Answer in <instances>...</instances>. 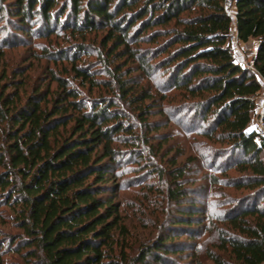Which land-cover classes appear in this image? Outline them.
Listing matches in <instances>:
<instances>
[{"label":"trees","instance_id":"1","mask_svg":"<svg viewBox=\"0 0 264 264\" xmlns=\"http://www.w3.org/2000/svg\"><path fill=\"white\" fill-rule=\"evenodd\" d=\"M227 2L0 0V22L4 12L15 20L4 29L7 37L0 27V49L20 46L14 30L65 42L50 41L33 53L38 62L60 64L59 71L46 67L48 81L1 85L7 78L1 73L0 264H171L169 253H180L175 234L193 229L216 240L217 251L204 256L211 264H264V140L251 126L264 91V0H230L234 16ZM233 26L243 43L258 42L253 69L235 61ZM98 34V48L87 43ZM93 48L99 73L81 62ZM176 97L180 106H164ZM184 111L194 139L207 145L178 163L183 152L160 133L168 123L151 118L176 123ZM164 146L169 169L153 160ZM193 161L194 175L213 184H222L217 170L240 174L225 183L238 195L227 196L208 225L204 207L186 205ZM128 164L158 178L157 186L144 187L143 202L176 208L160 235L136 250L119 201L132 182L122 178Z\"/></svg>","mask_w":264,"mask_h":264},{"label":"rangeland","instance_id":"2","mask_svg":"<svg viewBox=\"0 0 264 264\" xmlns=\"http://www.w3.org/2000/svg\"><path fill=\"white\" fill-rule=\"evenodd\" d=\"M1 15L4 16V18L3 21L0 22V27H2L1 30H4L7 29V25H10V21L14 22L15 20H13L14 18L9 19L7 12H4ZM8 29L10 31L14 30L13 26H8ZM13 32L14 33L12 35H16L18 37V40H21V42H18L20 46L16 47L15 49H0V77L1 73L4 72L7 75V78L3 82H1V85L6 83V80L8 79L21 80L23 78L27 81L40 84L45 81H48V73L46 67L54 69L59 66L60 69V64L54 65L53 63H50L48 61L47 65V61L44 59L38 62L34 58L33 53H41V51L43 50L41 48L43 46L46 47V45H50V41H53L55 43L59 41V43L61 44L65 43L64 39H62L64 37H61V39L52 37L51 40L48 41L44 39L34 40V35L27 36L25 33L23 34L15 30ZM7 35V30H4L2 32V37H7ZM99 40L100 34H98V36L90 35L87 38V43L98 48ZM24 43L27 44L24 45ZM257 46L258 44L255 40H252L248 43H242V46L240 47V50L242 52V56L240 57L241 60L245 59L247 62H250L251 58H249V55H253V53L255 54L257 52ZM91 52L92 55L83 57L81 62L84 61L86 62V64H90L91 69L94 71L96 70L99 73L101 72L102 67L100 63L97 62V51L93 48ZM25 68H29V70H26L27 72H25L23 75L17 76L16 78L14 77V75L18 71H22ZM59 69L57 68V71H59ZM83 91L85 94L88 93L86 89H84ZM172 100L174 101L173 104L170 105L168 103H165L164 106L170 109L175 105L180 106V104L182 103L180 97H176ZM256 103L257 107L251 124L252 128L256 127V125L260 123V115L263 111L264 91L257 97ZM185 114L187 113L184 111L182 114L176 117L177 122H179L181 125H179L177 122L176 124L175 121L174 123H171L170 121H168L169 118H166L165 116L155 115L153 118H151L153 120L159 119L165 124L168 123V126L162 129L160 133H163L169 137L170 146H173L176 150L179 149L183 152L182 156L179 157L177 160L178 163H182L184 160L190 161V157L191 159H194V155L198 152H204L205 145H207L204 139H194V124L191 121H187V118L183 117ZM152 143H154L155 145V143L157 144L159 142L154 141ZM161 148L162 152H160V158L153 157V160L154 162H157L158 164L162 165L164 169H169L170 163L168 162L167 158H163V155H165L166 153V146ZM172 155L175 154L173 153ZM146 158L150 159L149 155L146 154ZM142 163H144V161H142ZM188 170L189 173L184 183L189 189V200L186 205L192 204L194 203V201H196L200 206L204 207L207 210V215L203 219L205 220L206 224L208 225L212 221L216 222L214 219H212V216H217L221 213V211L223 210V204L226 203L225 198L229 195H238V192L234 188L227 187L225 183L227 179H233L234 177L240 174H238V172L235 170H229L227 172L217 170L213 172V176L216 179H219L222 184H213L211 180L207 177V179H205L202 178L201 175H194V161L191 162ZM122 173V178L125 180L128 179L127 181H125V183H129V181H132L129 183L130 185L128 184L123 189H121L119 194V201L122 205V216L125 219V223L131 233L130 242L136 250V248L141 243L151 241L160 235V229L167 222V212L171 210H176V208L173 205L171 206L165 204V202L162 200L157 202L160 203L159 208L154 204L149 206L148 202H143L142 198L146 194V191L143 190L144 187L155 184L157 186L158 184V178L157 176L152 174L151 170L147 171L145 169H141L140 164L139 166H135V164H128L127 166H124V170ZM203 173L204 175H208V177L209 175H212L210 174L211 171L208 172L205 169L202 170V174ZM167 179L169 181L168 177H166V180ZM194 179L196 180V184L194 183ZM200 185H206L207 190H205L204 193L196 192L197 189H200ZM149 197L151 199H155L157 196L155 193H153V195H150ZM219 226L222 227V224L219 223ZM167 233L168 232H166L165 235L171 234ZM195 233L196 234H194L193 229L192 231L180 230V232L175 234L176 238H173V241L176 242V244L178 245L176 248L179 249L180 253H169L168 257L170 259L171 264H194V254H197V256L199 257V261H201L203 264H211V262L207 261L204 256L208 250H213L214 252L217 251V249L215 248L217 244L216 240L213 239L212 235H209L208 232L201 233L200 230L196 229Z\"/></svg>","mask_w":264,"mask_h":264},{"label":"built area","instance_id":"3","mask_svg":"<svg viewBox=\"0 0 264 264\" xmlns=\"http://www.w3.org/2000/svg\"><path fill=\"white\" fill-rule=\"evenodd\" d=\"M225 8L228 14L234 16L235 11L233 10L234 7H233V4H231L230 0H228V2L226 3ZM229 43L232 47L236 63L242 68H249V69L252 68L253 69V61H254V58H255L254 56L256 53L255 54L253 53V55H249V58H251L250 62H247L245 59L241 60L240 57L242 56V52L240 50V47L242 46L243 42L238 38V34H237L235 27L231 29V32L229 34ZM262 115H263V111L260 115V123H258L256 127L252 129L258 132L260 136L262 137V139L264 140V125L262 122Z\"/></svg>","mask_w":264,"mask_h":264}]
</instances>
